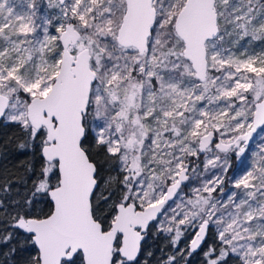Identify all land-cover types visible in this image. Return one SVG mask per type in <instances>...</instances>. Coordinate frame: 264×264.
<instances>
[{
  "label": "snow or ice",
  "instance_id": "6c2138e0",
  "mask_svg": "<svg viewBox=\"0 0 264 264\" xmlns=\"http://www.w3.org/2000/svg\"><path fill=\"white\" fill-rule=\"evenodd\" d=\"M0 126V264H264V0H0Z\"/></svg>",
  "mask_w": 264,
  "mask_h": 264
},
{
  "label": "trees",
  "instance_id": "16d2710c",
  "mask_svg": "<svg viewBox=\"0 0 264 264\" xmlns=\"http://www.w3.org/2000/svg\"><path fill=\"white\" fill-rule=\"evenodd\" d=\"M17 135H19V133L15 127L0 126V168L6 165L8 168L12 169L28 158L24 154L18 152L14 144L7 143L9 138ZM160 246L162 247V245Z\"/></svg>",
  "mask_w": 264,
  "mask_h": 264
}]
</instances>
